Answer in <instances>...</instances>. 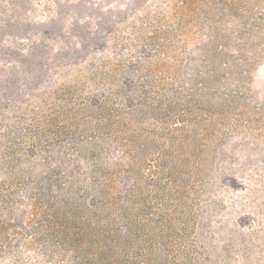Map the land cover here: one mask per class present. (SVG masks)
Masks as SVG:
<instances>
[{
    "label": "rangeland",
    "instance_id": "rangeland-1",
    "mask_svg": "<svg viewBox=\"0 0 264 264\" xmlns=\"http://www.w3.org/2000/svg\"><path fill=\"white\" fill-rule=\"evenodd\" d=\"M0 264H264V0H0Z\"/></svg>",
    "mask_w": 264,
    "mask_h": 264
}]
</instances>
